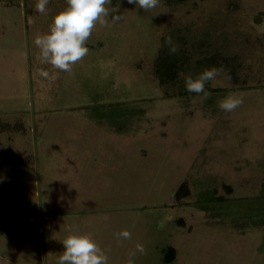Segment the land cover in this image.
Segmentation results:
<instances>
[{"label":"rangeland","instance_id":"obj_1","mask_svg":"<svg viewBox=\"0 0 264 264\" xmlns=\"http://www.w3.org/2000/svg\"><path fill=\"white\" fill-rule=\"evenodd\" d=\"M35 4L0 0V264H58L69 227L108 264H264V0H111L70 73L33 43L66 0ZM169 35L206 60L173 89ZM212 67L210 96L186 90ZM229 94L243 103L225 112Z\"/></svg>","mask_w":264,"mask_h":264},{"label":"clouds","instance_id":"obj_2","mask_svg":"<svg viewBox=\"0 0 264 264\" xmlns=\"http://www.w3.org/2000/svg\"><path fill=\"white\" fill-rule=\"evenodd\" d=\"M128 3L136 4L143 10H151L158 6L160 0H128ZM48 4L49 0H36L35 10L40 14H46ZM110 4L111 0H66V6L52 17L48 31L36 35L33 39L34 45L39 49L37 59L40 63L50 64L53 69L70 73L73 66L88 54L86 43L97 24L102 27L109 26L107 17L110 11L106 5ZM120 19L119 15L113 16L112 23ZM166 43L170 52L177 51V46L171 37H168ZM40 75L45 79H55V76H50L47 71H41ZM219 75V69L206 68L197 77L189 76L186 79V90L203 93L207 98L211 93L206 91V83L215 80ZM242 103V97L229 94L219 102V107L225 112H231ZM67 232L68 235L62 241L64 250L58 264H108L107 255L93 240L91 234L81 233L76 227H69ZM117 235L124 239L131 238V233L127 230ZM137 250L144 252L142 245H137ZM126 264H133L131 258Z\"/></svg>","mask_w":264,"mask_h":264},{"label":"trees","instance_id":"obj_3","mask_svg":"<svg viewBox=\"0 0 264 264\" xmlns=\"http://www.w3.org/2000/svg\"><path fill=\"white\" fill-rule=\"evenodd\" d=\"M204 34L206 35L205 32ZM168 37H171V35H169ZM168 37L163 38L161 41L162 43L159 51L158 72L161 74V76L165 78L163 80V83L171 82V84H169V88L173 89L175 87L174 85L176 81L177 70H184L187 71L188 73H195V72L198 73L204 67L206 60L201 61L199 59L198 61L197 60L193 61L189 59L188 55L185 52L183 55L180 49L181 48L180 44H182V42L177 39H172L173 43L177 46V51L175 53L170 52L169 45L166 43ZM201 46H203L202 43ZM209 46L210 43H206L204 45V48L201 49L202 50L201 52L207 53L206 49H209ZM233 70L234 69L231 68L230 71L232 72ZM166 71L168 72V75L166 74ZM211 90H221V89L215 88ZM187 192L188 189L186 187V184H181L179 188L175 191V197L179 198L181 194H187Z\"/></svg>","mask_w":264,"mask_h":264}]
</instances>
